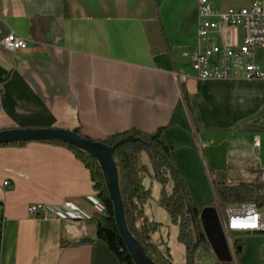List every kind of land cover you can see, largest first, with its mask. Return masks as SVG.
<instances>
[{
    "label": "crops",
    "instance_id": "1",
    "mask_svg": "<svg viewBox=\"0 0 264 264\" xmlns=\"http://www.w3.org/2000/svg\"><path fill=\"white\" fill-rule=\"evenodd\" d=\"M210 1L220 12L247 7ZM198 27L199 0H0V132L102 142L162 130L194 204L213 207L215 181L259 182L264 80L198 79ZM10 34L29 47L6 50ZM94 186L65 146L0 145V264H122L97 239L92 220L104 208ZM39 205L49 216H31ZM199 256L220 261L212 247Z\"/></svg>",
    "mask_w": 264,
    "mask_h": 264
},
{
    "label": "trees",
    "instance_id": "2",
    "mask_svg": "<svg viewBox=\"0 0 264 264\" xmlns=\"http://www.w3.org/2000/svg\"><path fill=\"white\" fill-rule=\"evenodd\" d=\"M75 133L82 136L80 132ZM162 134V130L153 134L133 131L112 136L101 143L114 149L126 223L142 250L158 264H174L170 251L161 252L154 240L160 225L152 221L144 209L152 196L145 183L149 179L161 185L160 203L171 223L179 229L178 240L187 255L185 264H197V252H207L211 248L203 226L202 211L194 204L188 186L172 159L173 148L162 140ZM45 142L67 147L90 170L97 198L104 208V213L97 214L92 220L97 229V239L106 243L122 264H136L119 232L114 205L98 161L62 142ZM18 144L26 143L12 145ZM214 186L222 205L254 203L258 208H264V187L260 189L247 183L226 184L223 181H215ZM237 250L239 258L245 250L241 240L237 241Z\"/></svg>",
    "mask_w": 264,
    "mask_h": 264
},
{
    "label": "built area",
    "instance_id": "3",
    "mask_svg": "<svg viewBox=\"0 0 264 264\" xmlns=\"http://www.w3.org/2000/svg\"><path fill=\"white\" fill-rule=\"evenodd\" d=\"M242 29L241 35L238 30ZM198 50L193 69L200 80H264V0H253L249 7L220 12L210 0H199ZM3 46L8 51L26 50L28 41L15 34L6 36ZM261 54V55H260ZM260 55V56H259ZM187 77L181 76L186 82ZM255 146L259 147L258 140ZM6 186L8 183L5 184ZM258 185L264 187V168L260 169ZM219 214L230 247L234 250V262L239 263L237 241L232 239L264 233V214L256 204L223 206L217 202ZM69 212V208H59ZM33 218L47 217L43 206H32Z\"/></svg>",
    "mask_w": 264,
    "mask_h": 264
},
{
    "label": "water",
    "instance_id": "4",
    "mask_svg": "<svg viewBox=\"0 0 264 264\" xmlns=\"http://www.w3.org/2000/svg\"><path fill=\"white\" fill-rule=\"evenodd\" d=\"M130 140V139H129ZM58 141L74 147L82 152L94 157L102 170L105 182L114 205L116 223L125 242L127 250L136 264H158L142 250L141 245L133 238L130 233L124 214L122 201L119 171L114 160V149L107 147L101 142H96L84 138L75 132L58 129H18L0 132V145L15 143ZM217 217V211L213 209L202 212L203 226L211 247L215 251L218 259L222 262H229L230 257L225 250V241L221 238V225L218 221L214 224L205 223ZM210 229H216L217 234L212 235ZM91 242L90 239L82 241Z\"/></svg>",
    "mask_w": 264,
    "mask_h": 264
},
{
    "label": "rangeland",
    "instance_id": "5",
    "mask_svg": "<svg viewBox=\"0 0 264 264\" xmlns=\"http://www.w3.org/2000/svg\"><path fill=\"white\" fill-rule=\"evenodd\" d=\"M253 3V0H235L233 1L234 7L239 6H247L249 7ZM239 35L242 33V29L239 28L238 30ZM261 55V54H260ZM259 55V56H260ZM152 184L148 183V187L152 191V196L150 200L145 204V211L150 217V219L160 225V231L156 234L154 239L157 241L159 248L162 252L170 251L171 255L174 259V264H185L186 262V255L185 249L183 245L178 241L179 229L177 226H174L170 222L169 215L164 208L163 205L160 203V191L161 185L153 180L150 181ZM258 183V182H257ZM254 184L256 187L262 189L263 187ZM224 206V205H223ZM213 209L217 211V217H214L208 221H204V224L210 223L214 224L218 221L221 225L220 235L221 238L225 241V250L230 257L229 262H222L217 261L216 264H237L233 262V254L232 250L230 249V242L229 236L227 235L224 227L222 226V221L219 214V208L217 203L213 205V207L206 208L204 210ZM262 213L264 214V208L262 209ZM212 235H216V229L209 230ZM207 233V232H206ZM232 239L234 241L241 240L244 245V252L241 253L239 257L240 264H264V233L259 235H247L243 237H238L237 235L233 234ZM162 241V244H159ZM198 257H195V259ZM197 264H214L213 262H209L207 259H202L199 256V260H196ZM233 262V263H232Z\"/></svg>",
    "mask_w": 264,
    "mask_h": 264
}]
</instances>
